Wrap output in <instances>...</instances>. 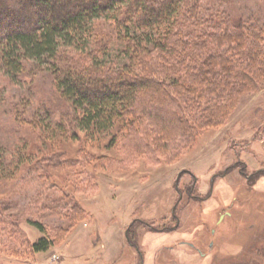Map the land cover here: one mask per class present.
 <instances>
[{"label":"rangeland","instance_id":"rangeland-1","mask_svg":"<svg viewBox=\"0 0 264 264\" xmlns=\"http://www.w3.org/2000/svg\"><path fill=\"white\" fill-rule=\"evenodd\" d=\"M204 1L234 19L264 23V0ZM27 66L16 81L0 73V202L22 241L12 250L1 233L0 264H264V82L227 124L167 160L131 155L122 139L109 147L110 134L80 131L75 139L71 115L61 126L56 112L40 107L56 90L50 65ZM19 100L27 102L24 115L39 110L34 121L13 117ZM82 148L102 161L84 157ZM52 153L63 162L29 171ZM74 202L80 216L70 210ZM30 221L54 239L47 251L31 250L42 233Z\"/></svg>","mask_w":264,"mask_h":264},{"label":"trees","instance_id":"trees-1","mask_svg":"<svg viewBox=\"0 0 264 264\" xmlns=\"http://www.w3.org/2000/svg\"><path fill=\"white\" fill-rule=\"evenodd\" d=\"M31 61L50 65L56 89L40 107L56 112L61 126L71 115L75 139L80 131L110 134L109 147L122 139L131 155L176 159L263 88L264 23L234 19L204 0H0V73L16 81ZM12 105L15 118L39 116L36 108L24 115V100ZM43 158L29 171L63 162L53 153ZM56 198L49 201L67 203ZM3 205L0 235L17 251L19 223ZM82 209L70 208L75 216ZM30 224L42 233L31 250L47 251L54 239L42 223Z\"/></svg>","mask_w":264,"mask_h":264},{"label":"flooded vegetation","instance_id":"flooded-vegetation-1","mask_svg":"<svg viewBox=\"0 0 264 264\" xmlns=\"http://www.w3.org/2000/svg\"><path fill=\"white\" fill-rule=\"evenodd\" d=\"M212 233V232H211ZM214 244V243H213ZM213 244H210V242L208 243V246H209V248H211L212 246H213ZM190 245L191 246H193V247H195V248H198V253H199V255H201V256H205V254L206 253H201L200 251H202L203 249L202 248H200V246H197V244H193V243H190ZM208 248V247H207Z\"/></svg>","mask_w":264,"mask_h":264},{"label":"water","instance_id":"water-1","mask_svg":"<svg viewBox=\"0 0 264 264\" xmlns=\"http://www.w3.org/2000/svg\"><path fill=\"white\" fill-rule=\"evenodd\" d=\"M182 174V172L179 173V176L177 178V183L179 182V179H180V175Z\"/></svg>","mask_w":264,"mask_h":264}]
</instances>
